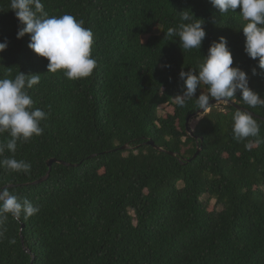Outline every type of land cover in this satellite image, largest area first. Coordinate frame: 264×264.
<instances>
[{
    "label": "trees",
    "instance_id": "16d2710c",
    "mask_svg": "<svg viewBox=\"0 0 264 264\" xmlns=\"http://www.w3.org/2000/svg\"><path fill=\"white\" fill-rule=\"evenodd\" d=\"M42 3L49 16L71 14L92 30L97 66L77 80L48 72L30 34L17 38L10 0H0V78L38 73L28 94L50 108L43 134L17 144L15 158L31 171L0 168V187L40 209L27 220L8 216L0 264H264V107L250 108L239 91L231 99L255 113L259 138H234L240 109L226 101L211 105L192 136L186 120L199 110L196 98L184 107L174 98L184 91L180 71L198 72L220 37L264 98V70L245 52L239 9L221 14L210 0ZM183 10L203 20L200 49L183 51L165 35ZM163 106L173 113L162 115Z\"/></svg>",
    "mask_w": 264,
    "mask_h": 264
},
{
    "label": "clouds",
    "instance_id": "9594fccd",
    "mask_svg": "<svg viewBox=\"0 0 264 264\" xmlns=\"http://www.w3.org/2000/svg\"><path fill=\"white\" fill-rule=\"evenodd\" d=\"M210 2L221 14L239 9L242 19L246 21L242 27L245 52L252 59L258 58L259 67L264 70V0ZM9 8L14 10L22 25L18 29L17 38L30 34L29 47L41 57L47 58L48 72L62 71L69 80L88 78L93 74L97 66L92 56L94 36L91 29L84 27L83 20H77L67 13L49 16L42 0H10ZM194 17L190 10L181 11L182 22L177 27H169L165 33L168 37H178L183 51L200 49L206 36L202 19ZM6 48L7 41L0 42V52ZM179 78L184 81V91L182 95L174 97L177 106L184 107L195 97L198 108L204 109L210 99L231 100L237 97L239 91L240 99L250 108L264 107V98L249 87L247 73L233 66V55L225 37H220L210 45L198 72L181 70ZM40 79L38 73L25 74L22 71L14 78H0V135L7 133L10 137L0 141V168L25 174L31 171V164L22 159L17 160L14 154L18 142H28L34 136L43 134L41 122L50 115V108L48 112L36 108L28 94V90L37 85ZM202 85L207 86V93L200 92L197 97L195 94ZM232 131L237 140L259 138L260 127L252 113L238 110L233 115ZM5 151L13 155L5 157ZM39 210L27 198H19L10 193L7 187H0V238H3L6 231L2 226L9 215L17 221L22 216L27 220ZM14 242L9 240V243Z\"/></svg>",
    "mask_w": 264,
    "mask_h": 264
},
{
    "label": "water",
    "instance_id": "95a60500",
    "mask_svg": "<svg viewBox=\"0 0 264 264\" xmlns=\"http://www.w3.org/2000/svg\"><path fill=\"white\" fill-rule=\"evenodd\" d=\"M220 101H226V102H228V103L233 104L234 106H236V107H237L238 109H240V110H245V111L250 112V113H252L253 115H255L254 112L250 111V110L247 109V108H244V107L240 106V105L237 104L235 101H232V100H215V99H212V100H210V102H209V104L207 105L206 108H204V109H199V110H197L196 112H194V113H192V114H190V115L188 116V118H187V120H186V131H187L190 135L193 136L194 133H193V131H192V129H191V126H190L191 123H192V121H193L194 119H196V120H197V119H200V118H201L206 112L209 111V108L211 107L212 104H215V103L220 102ZM196 138H198V137H196ZM197 140H199V139H197ZM147 143L152 144V145L156 146V148L162 150V148L159 147V146H157V145H155L153 141H148ZM197 144H198V141H197ZM122 148H128V145H125V146H123ZM200 150H201V149L199 148L198 151L196 152V154L194 155V157L200 152ZM54 161H55V159H50V160L48 161L49 165H51Z\"/></svg>",
    "mask_w": 264,
    "mask_h": 264
},
{
    "label": "rangeland",
    "instance_id": "374dc122",
    "mask_svg": "<svg viewBox=\"0 0 264 264\" xmlns=\"http://www.w3.org/2000/svg\"><path fill=\"white\" fill-rule=\"evenodd\" d=\"M164 107V106H163ZM162 107V108H163ZM161 108V109H162ZM173 111H174V107L173 106H165L162 110H161V113H162V115H164V116H166V115H169V114H171V113H173ZM196 121H198V119L196 120V119H194L193 121H192V123H191V127L192 128H194V126H195V124H196ZM213 206H214V203H211L210 204V206L208 207L210 210H212L213 209Z\"/></svg>",
    "mask_w": 264,
    "mask_h": 264
}]
</instances>
